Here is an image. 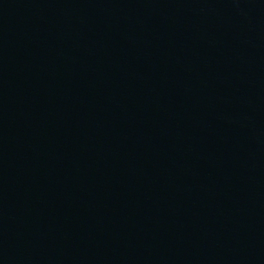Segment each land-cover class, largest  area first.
I'll return each instance as SVG.
<instances>
[{
	"label": "water",
	"instance_id": "water-1",
	"mask_svg": "<svg viewBox=\"0 0 264 264\" xmlns=\"http://www.w3.org/2000/svg\"><path fill=\"white\" fill-rule=\"evenodd\" d=\"M0 238L264 264V0H0Z\"/></svg>",
	"mask_w": 264,
	"mask_h": 264
}]
</instances>
